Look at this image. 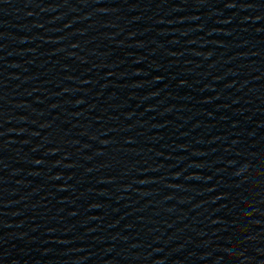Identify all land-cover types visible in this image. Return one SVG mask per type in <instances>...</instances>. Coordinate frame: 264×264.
<instances>
[{
    "label": "water",
    "instance_id": "95a60500",
    "mask_svg": "<svg viewBox=\"0 0 264 264\" xmlns=\"http://www.w3.org/2000/svg\"><path fill=\"white\" fill-rule=\"evenodd\" d=\"M0 264H264V0H0Z\"/></svg>",
    "mask_w": 264,
    "mask_h": 264
}]
</instances>
